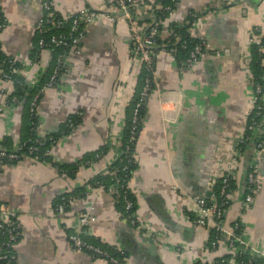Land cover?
I'll use <instances>...</instances> for the list:
<instances>
[{
	"label": "crops",
	"instance_id": "0c3cea01",
	"mask_svg": "<svg viewBox=\"0 0 264 264\" xmlns=\"http://www.w3.org/2000/svg\"><path fill=\"white\" fill-rule=\"evenodd\" d=\"M43 1L0 0L1 57L18 64L32 61ZM47 1L67 18L84 8L109 12L111 6L110 0ZM136 1L134 20L149 23L159 0ZM173 23L185 26L206 46L198 64L190 67L169 52L154 55L155 82L141 108L128 180L136 224L107 188L94 181L119 153L128 105L143 68L132 50L128 20L101 16L87 26L79 51L67 55L60 80L38 98L36 134L59 131L52 158L23 154L15 162L0 160V201L16 211L21 223L15 259L0 264H241L236 250L227 246L226 233L212 245V228L194 221L195 197L211 196L229 168L236 178L224 228L230 231L239 222L244 253H264V149L258 159L260 186L248 205L244 171L253 148L232 160L254 107L251 37L256 28L264 38V0H177L160 40L171 37ZM56 54L43 51L38 63L20 74L22 79L33 86L43 72L49 78ZM4 88L11 85L0 78V104ZM25 101L0 113V148L26 136ZM70 116L72 127L67 124ZM259 134L264 144V130ZM101 147L106 148L103 154L84 161ZM82 190L62 213L55 211L61 193ZM87 209L94 219L82 236L111 251L118 262L93 257L69 243L78 213Z\"/></svg>",
	"mask_w": 264,
	"mask_h": 264
},
{
	"label": "built area",
	"instance_id": "2783aa9c",
	"mask_svg": "<svg viewBox=\"0 0 264 264\" xmlns=\"http://www.w3.org/2000/svg\"><path fill=\"white\" fill-rule=\"evenodd\" d=\"M162 1L163 0L158 3V12L161 14L145 24L137 23L132 16V9L139 4L136 0H110L111 6L109 12L84 8L77 14L68 18L57 15L51 3L47 0L43 1L42 8L45 14L36 25L37 48L34 52L32 61L26 64H18L15 59L10 57H3L0 60V78L11 85L10 89L4 88L3 90L5 99L0 104V113H2L9 109L11 104H17L20 101L18 96L11 92L15 83L21 84V81L17 76L22 72L29 70L32 65L38 63L39 56L43 51L55 50L57 52L49 78L28 100V110L30 116H32L31 122L32 124H38L33 120V117L37 115L39 95L46 87H51L60 80L63 71L67 68L66 57L69 53H77L79 51L80 42L85 35L87 26L101 16H105L111 21H115L120 17L128 20L133 53L140 56L146 74L144 76V82L140 90L139 98L133 107L129 137L123 148V181H119L118 179L113 181L107 186V190L116 200L123 201L126 215L130 218L132 224H136L137 219L135 209H132L134 208L135 201L129 198L127 192V184L130 178L129 165L135 161L132 145L138 132L139 109L155 82L153 67L154 55L157 51H166L175 56L178 43H180V46L184 49L187 46H190L188 56L179 61L182 65L190 67L198 64L206 46V43L202 38H198L190 31H187L189 37L183 40L180 37H176V39H171V37H169L164 41H159V33L167 18H164V14H170L175 5V2L162 4ZM2 20L0 9V27ZM142 31H144V35H141L140 32ZM256 32H258V29L255 28V34L251 37V45H259L260 53H264V44L261 43L263 36L256 34ZM250 81L255 102L246 125V131L242 137L244 140L252 139L254 136L253 132H255V129L258 127L260 128L259 131L257 130L258 134L264 130V125L262 123V117L264 114V85L260 79L253 78L252 74H250ZM67 124L70 127L74 125V118L72 116L68 117ZM34 129H36V125L34 126ZM46 138L49 140L50 144L43 148V153L51 155L52 146L57 138L51 131L47 133ZM42 140V137L39 135L35 137L30 136L26 139L15 142L11 147L3 146L0 148V160H18L23 154L30 155L31 153H34L37 155L38 152L42 150ZM263 149L264 144L259 135L252 150L253 156L248 162L245 170L246 192L244 202L247 205L253 201L254 195L260 186L261 179L258 172V159ZM241 150L242 147L238 142L232 153V160H234V162L238 159ZM114 171L115 169L111 168L109 174H113ZM231 174L235 177L229 168L218 178L216 182L217 188L214 189L211 196L195 197L194 205L196 216L194 221L197 224L214 229V239L211 241L212 245L216 243V239L220 234L226 233L228 237L227 246L232 250H236V258L241 264H264V253L259 257L242 254L244 253V246L241 244V237L238 231L239 222H234L233 229L230 231H226L224 228V216L231 202ZM119 189H122V192H119ZM75 197L76 195L74 194L66 195L61 193L59 201H57L54 206L55 211L62 213L65 210L66 204L71 202ZM93 219L94 216L88 209L79 212L77 215V230L68 233L67 236L69 243L74 249L87 251L93 257L105 258L113 263L118 262L119 259L116 255L112 254L111 251L82 236L85 227L88 226ZM20 230L21 223L17 217L16 211L6 202L0 201V261L10 262L15 259L14 246L20 236Z\"/></svg>",
	"mask_w": 264,
	"mask_h": 264
},
{
	"label": "trees",
	"instance_id": "16d2710c",
	"mask_svg": "<svg viewBox=\"0 0 264 264\" xmlns=\"http://www.w3.org/2000/svg\"><path fill=\"white\" fill-rule=\"evenodd\" d=\"M161 1V0H159ZM177 0H163L161 3L162 4H167V3H171V2H176ZM133 11V9H132ZM161 13H159L158 11H154L152 16L153 18H155L156 16H159ZM168 17V15L165 13L164 14V18ZM174 24V23H173ZM176 37H180L182 40L183 39H186L188 38V34H187V29L185 28V26H178L176 24H174L171 28V39H176ZM159 41H161L159 39ZM262 44H264V38L261 42ZM189 50H190V46H187L185 49L182 48L180 46V43L177 44V53L175 54V57L176 59L179 61L183 60L184 58H186L188 56V53H189ZM3 57L0 56V60L2 59ZM263 58H264V53H260L259 51V45H255V44H252L251 45V49H250V60H249V68H250V71H251V74H252V77L253 78H258L261 80L262 84L264 85V65H263ZM47 71L43 72V74L41 75V77L39 78V81L35 82V85L33 86H29L23 79H22V76L21 75H18L17 78L20 79L21 81V84L19 83H15L14 86H13V89H12V94H16L18 96V98L21 100L22 98H25L26 101H25V107H24V114L25 116L27 117V134H25L26 136L23 138V139H26L28 137H35L37 136L35 129H34V126L37 125V124H32L31 120H32V116H30V113H29V110H28V100L29 98L32 96V94L41 86H43V84L46 82V80L48 79V75H47ZM146 74V71L144 68H142L141 70V73H140V76L138 78V82H137V85H136V88H135V91L131 97V100L129 102V105H128V112H129V121L127 122V124L124 126V129L122 131V134H121V137H120V149H119V153L115 156V158L112 160V162H110L108 164V167L106 168V171L105 173H101L99 175L96 176V178H94L95 180V183H98V184H101V185H104L106 188L107 186L112 183L113 181H116L117 179L119 181H123V177H124V171L122 169V165H123V153H124V145L125 143L127 142L128 140V137H129V129H130V123H131V117H132V111H133V107L136 103V101L138 100L139 98V94H140V90L142 88V85H143V82H144V76ZM40 96V95H39ZM143 106V103L141 104V107L139 109V121H138V129H139V123H140V113H141V108ZM250 116V115H249ZM35 117V118H34ZM33 117V120L38 123V116L35 115ZM249 120V118H248ZM37 130V128H36ZM256 131L253 132L254 136L252 139H247V140H244V139H241L240 140V145L242 147V152H247L248 149H252L254 147V144L256 143V139L259 138V135L257 130L259 131L260 128L258 127L257 129H255ZM55 137L57 138V134L59 133V131H56V132H53ZM258 134V136H257ZM39 135V134H38ZM46 135H39L40 137H42V141H41V148L42 150L40 152H38V154H34V153H31L30 155H35V156H48L50 158H52L51 155H47V154H44L43 153V148L46 146V145H49L50 142L49 140L46 138ZM21 139V140H23ZM5 142L7 143L8 142V139L6 138ZM5 143V144H6ZM13 145V144H12ZM11 145V146H12ZM133 145H134V142H133ZM133 145H132V149L133 148ZM6 147H11L10 145H5ZM106 148L105 147H101L100 149L94 151L92 154H93V157L92 158H89V159H85L84 161L87 162L88 161H91L93 160V158H96V157H99L101 154H103V152H105ZM97 154V155H96ZM22 156V155H21ZM20 156V157H21ZM19 157V159H20ZM18 159V160H19ZM3 161H7V162H15L17 160H12V161H8V160H3ZM135 161L133 163H131L129 165V173H130V176L132 174V171L134 169V164ZM111 168H114L115 171L113 174H109V170ZM246 170V169H245ZM232 176V174H231ZM244 176H245V171H244ZM235 187V177L232 176L231 177V189L233 190ZM127 192H128V196L129 198H131L132 200H135L131 194V191H130V188L128 187V184H127ZM216 188H217V185H216ZM85 192V190H82V192H76V193H73L74 195H77V196H81L83 195ZM119 192H122V189H119ZM66 195H69L70 193H64ZM60 196V195H59ZM59 196L57 197V201H59ZM119 201L118 203L121 204L122 206V210L125 211L124 209V203L122 200H117ZM55 202V204H56ZM54 204V205H55ZM133 210L135 209V204H134V208H132ZM126 213V212H125ZM240 229V227H239ZM212 231L214 233V229L212 228ZM239 231V230H238ZM243 255H246L248 256V254H245V253H242ZM0 263H5V261H0Z\"/></svg>",
	"mask_w": 264,
	"mask_h": 264
}]
</instances>
